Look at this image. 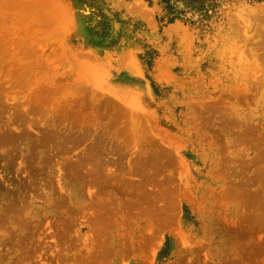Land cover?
Masks as SVG:
<instances>
[{
    "label": "rangeland",
    "instance_id": "374dc122",
    "mask_svg": "<svg viewBox=\"0 0 264 264\" xmlns=\"http://www.w3.org/2000/svg\"><path fill=\"white\" fill-rule=\"evenodd\" d=\"M262 1L0 0V264H264Z\"/></svg>",
    "mask_w": 264,
    "mask_h": 264
},
{
    "label": "trees",
    "instance_id": "16d2710c",
    "mask_svg": "<svg viewBox=\"0 0 264 264\" xmlns=\"http://www.w3.org/2000/svg\"><path fill=\"white\" fill-rule=\"evenodd\" d=\"M234 0H145L149 7L157 6L161 17H156L160 24L170 25L175 22L201 24L209 14H217L224 2ZM255 2H263L255 0Z\"/></svg>",
    "mask_w": 264,
    "mask_h": 264
}]
</instances>
